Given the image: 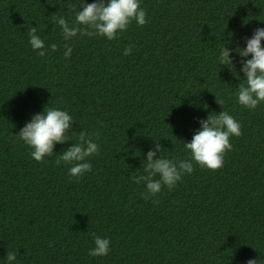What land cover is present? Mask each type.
Masks as SVG:
<instances>
[{
  "label": "trees",
  "instance_id": "16d2710c",
  "mask_svg": "<svg viewBox=\"0 0 264 264\" xmlns=\"http://www.w3.org/2000/svg\"><path fill=\"white\" fill-rule=\"evenodd\" d=\"M79 4L0 0V264L10 251L13 264H264V103L237 102L245 58L235 51L264 28V0H140L144 26L65 41L52 17L72 24ZM30 27L57 51L39 56ZM223 46L232 68L220 63ZM51 107L73 117L70 141L37 162L15 135ZM221 111L242 132L224 166L194 163L175 188L144 199L132 177L144 174L146 153L158 143L157 156L188 159L184 142ZM81 131L99 154L73 178L56 159ZM93 234L110 240L106 256L88 254Z\"/></svg>",
  "mask_w": 264,
  "mask_h": 264
},
{
  "label": "clouds",
  "instance_id": "9594fccd",
  "mask_svg": "<svg viewBox=\"0 0 264 264\" xmlns=\"http://www.w3.org/2000/svg\"><path fill=\"white\" fill-rule=\"evenodd\" d=\"M147 13L140 6V0H94L85 3L80 0L79 10L75 14V22L70 24L63 16H53V21L59 25L63 39L71 40L78 34L81 36H101L111 41L126 31L135 21L138 26L148 23ZM37 27L28 29L29 44L37 54L44 57L48 51L56 52L57 44L48 48L45 41L38 34ZM264 28L254 30L250 38H246L244 48H236L241 58V69L244 83L239 84L237 102L244 108L254 110L264 103ZM72 48L65 45V58H69ZM132 46L124 49L123 55H130ZM231 49L223 46L220 50L221 65L233 67L230 58ZM251 56L250 59H246ZM216 102L221 105L223 100ZM73 117L65 110L54 107L44 108L42 112L31 117L30 121L22 127L17 136L31 149L30 155L37 162H43L46 157L54 155L56 144L70 141L68 133L72 128ZM200 128L192 136L191 142H184V148L190 153L188 159L174 160L157 156L161 152L160 144H155L154 150L146 153L144 174L133 176L135 184L145 186L142 193L144 199L157 196L164 187L169 190L175 188L185 174L194 171V163L208 170H218L224 166L225 154L232 150V137L242 135L241 124L227 111L216 115L209 114L206 119L199 121ZM98 137V133L95 134ZM99 154V145L94 142L92 135L81 131L77 142L71 144L56 159V164L71 165L69 175L79 178L92 170L89 157ZM158 177V178H157ZM153 203H158L154 200ZM94 235V234H93ZM110 240L94 235V248L89 250L92 257L106 256L110 251ZM17 258V251H10L6 255L7 264H13ZM246 264H258L257 260L250 259Z\"/></svg>",
  "mask_w": 264,
  "mask_h": 264
}]
</instances>
